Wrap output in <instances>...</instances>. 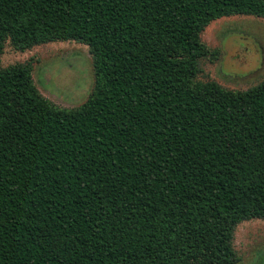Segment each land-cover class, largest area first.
Wrapping results in <instances>:
<instances>
[{
	"label": "trees",
	"instance_id": "1",
	"mask_svg": "<svg viewBox=\"0 0 264 264\" xmlns=\"http://www.w3.org/2000/svg\"><path fill=\"white\" fill-rule=\"evenodd\" d=\"M264 0H0V264H237L264 219V79H203L213 20ZM88 46L79 105L46 98L17 51Z\"/></svg>",
	"mask_w": 264,
	"mask_h": 264
},
{
	"label": "rangeland",
	"instance_id": "2",
	"mask_svg": "<svg viewBox=\"0 0 264 264\" xmlns=\"http://www.w3.org/2000/svg\"><path fill=\"white\" fill-rule=\"evenodd\" d=\"M202 40L219 51L216 59H203V79L224 87L247 89L264 79V18L248 14L223 16L211 21L201 33ZM31 61L32 77L40 92L54 103L72 107L89 95L93 82L92 57L86 44L52 41L23 52L6 44L3 66ZM234 247L241 259L237 264H264V219L240 222Z\"/></svg>",
	"mask_w": 264,
	"mask_h": 264
}]
</instances>
